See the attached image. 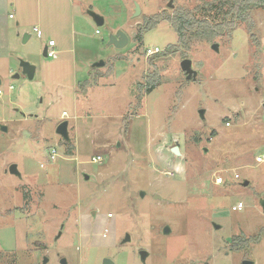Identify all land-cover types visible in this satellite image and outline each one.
Returning a JSON list of instances; mask_svg holds the SVG:
<instances>
[{
  "label": "rangeland",
  "instance_id": "rangeland-1",
  "mask_svg": "<svg viewBox=\"0 0 264 264\" xmlns=\"http://www.w3.org/2000/svg\"><path fill=\"white\" fill-rule=\"evenodd\" d=\"M210 1L0 0V264H264V9L252 31L179 44L168 17ZM236 235L261 241L235 250Z\"/></svg>",
  "mask_w": 264,
  "mask_h": 264
},
{
  "label": "trees",
  "instance_id": "trees-1",
  "mask_svg": "<svg viewBox=\"0 0 264 264\" xmlns=\"http://www.w3.org/2000/svg\"><path fill=\"white\" fill-rule=\"evenodd\" d=\"M258 9H264V0H211L194 9L180 7L174 11L172 16L168 17V20L178 34L179 44H188L191 36L211 42L227 30H234L243 23H248V27L252 31L255 26L253 13ZM162 14L157 13L148 18L146 27L154 28L161 20L166 19ZM136 38L142 42L143 35L138 34ZM81 86L82 89H87L89 83L85 82ZM154 87V85H150L147 92H151ZM73 150L74 147L71 145L67 154H73ZM260 241L261 235L256 237L236 235L232 239V249L238 250L245 244Z\"/></svg>",
  "mask_w": 264,
  "mask_h": 264
},
{
  "label": "water",
  "instance_id": "water-1",
  "mask_svg": "<svg viewBox=\"0 0 264 264\" xmlns=\"http://www.w3.org/2000/svg\"><path fill=\"white\" fill-rule=\"evenodd\" d=\"M170 6H173V3H170ZM141 13V9L139 7V5L137 6V10H136V16H138ZM91 15L94 18V21L97 23V25L101 26L104 24V17L99 15L98 13L92 11ZM29 38V34L27 33L24 36V42L27 41V39ZM129 43V37L128 35L124 32V31H119L117 34L111 35L110 40H109V44L115 45L119 48H123L124 46H126ZM213 47L215 49H218V45L215 43L213 44ZM44 55H47V47L44 49ZM97 66H102L104 65V61H100L98 63H96ZM182 69L183 71L187 74V77L189 79L194 78L197 76V71L193 68L192 66V61L189 58H185L183 59L182 63ZM21 66L23 67V71L25 74L28 75V77L30 79L34 78L35 76V71H36V66L30 62L27 61H21ZM16 76H19L16 75ZM0 85H1V78H0ZM201 114L204 116V112L205 110H200ZM2 129L4 131H7V127L6 126H2ZM57 133L62 136L65 140H69L70 135H69V122L67 120L61 122L58 127H57ZM173 153H175L176 155H180L181 154V149L179 146H174L172 148ZM9 170L11 173L13 174H19L18 171V167L17 164H11L9 167ZM86 178H89L88 175H86ZM249 182H245V185H248ZM262 206H263V210H264V200L262 201ZM166 231H168V228L166 229ZM128 239H130V236L127 237ZM143 257H145L146 253L142 252ZM65 262V260L63 261ZM243 264H253V261H249L246 260L244 261Z\"/></svg>",
  "mask_w": 264,
  "mask_h": 264
},
{
  "label": "built area",
  "instance_id": "built-area-1",
  "mask_svg": "<svg viewBox=\"0 0 264 264\" xmlns=\"http://www.w3.org/2000/svg\"><path fill=\"white\" fill-rule=\"evenodd\" d=\"M10 17L12 18L13 15L11 14ZM34 31L37 33V35L39 37H42L43 33H42L41 29H39L38 27H34ZM55 45H56V41L55 40L52 39V40L49 41V44L47 46V55H46L47 57H55L56 56L57 51L54 48ZM148 52H149V55H150V54H154V53L160 52V49L157 47V48H155V50L149 49ZM11 88H12V86H11ZM0 94H2V91L1 90H0ZM63 115H67L66 111L63 112ZM49 155H50V160L54 161L57 158V155H58L57 149L56 148H52L50 150V152H49ZM92 160L94 162H100L102 160V157L101 156H94L92 158ZM256 161L258 163L264 162V153L263 154H260V155H257ZM42 166L44 167V164H42ZM235 176H236V178H239L240 177L239 174H236ZM222 181H223V178L222 177H219L217 179V182L218 183H222ZM242 208H244L243 202H240V203H238V205H235L233 207L234 210H240Z\"/></svg>",
  "mask_w": 264,
  "mask_h": 264
},
{
  "label": "crops",
  "instance_id": "crops-1",
  "mask_svg": "<svg viewBox=\"0 0 264 264\" xmlns=\"http://www.w3.org/2000/svg\"><path fill=\"white\" fill-rule=\"evenodd\" d=\"M92 12V11H91ZM91 12H90V15H91ZM95 12V11H94ZM97 13V12H96ZM13 15V11H11V12H9V18H11L10 17V15ZM99 14V13H98ZM99 15H101V14H99ZM92 16V15H91ZM102 16V15H101ZM104 17V16H103ZM12 18H14V15H13V17ZM92 18H93V16H92ZM94 19V18H93ZM104 23H105V18H104ZM97 24V23H96ZM121 31V30H120ZM119 32V31H118ZM117 32V33H118ZM28 32H26L25 34H24V36L27 34ZM116 33V34H117ZM29 34V38L27 39V41L31 38V34L30 33H28ZM114 35V34H113ZM50 40H52V39H50ZM49 40V41H50ZM54 40V39H53ZM23 41H24V38H23ZM26 42V41H25ZM56 45H57V43H56ZM55 45V46H56ZM47 47V46H46ZM55 48V47H54ZM57 55V54H56ZM56 57V56H55ZM54 58V57H53ZM98 62H100V61H97V62H95L94 64H93V70H92V72H90V78L89 79H86L85 81H83V82H80L79 83V85L80 84H83V83H85V82H88L89 83V86L87 87L88 88V90L87 89H82V90H84L85 92L87 91V93H89V90L94 86V85H99V84H101V82L98 80L99 79V77H101V76H103V75H105L104 74V72H103V74H101V75H97V71L98 70H95L96 68H101V69H103L102 67L103 66H106L107 65V63L106 62H104V65H102V66H97L96 65V63H98ZM33 64V63H32ZM35 65V64H34ZM36 66V65H35ZM110 69V71H112V68L110 67L109 68ZM36 70H37V67H36ZM95 71V72H94ZM35 74H36V71H35ZM18 75V74H17ZM94 75V76H93ZM96 75V76H95ZM16 77H18V76H16ZM92 78H94L93 80H92Z\"/></svg>",
  "mask_w": 264,
  "mask_h": 264
}]
</instances>
